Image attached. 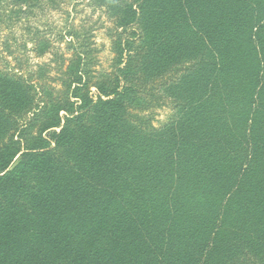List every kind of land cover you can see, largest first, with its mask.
I'll list each match as a JSON object with an SVG mask.
<instances>
[{
	"label": "trees",
	"instance_id": "16d2710c",
	"mask_svg": "<svg viewBox=\"0 0 264 264\" xmlns=\"http://www.w3.org/2000/svg\"><path fill=\"white\" fill-rule=\"evenodd\" d=\"M94 3L113 73L74 29L55 77L0 71V264H264V0Z\"/></svg>",
	"mask_w": 264,
	"mask_h": 264
},
{
	"label": "rangeland",
	"instance_id": "374dc122",
	"mask_svg": "<svg viewBox=\"0 0 264 264\" xmlns=\"http://www.w3.org/2000/svg\"><path fill=\"white\" fill-rule=\"evenodd\" d=\"M71 29L88 32L91 36L93 75L99 78L113 73V25L105 9L98 7L94 0H33L29 7L13 0H0V71L15 67L21 72H35L43 67L48 76L55 77L58 57L71 56L65 37ZM35 35L51 45L44 56L37 57L33 51L31 39ZM177 76L172 72L156 78L152 84L153 97L147 99V108L141 111L152 115L156 128L173 113V105L163 97L160 88Z\"/></svg>",
	"mask_w": 264,
	"mask_h": 264
}]
</instances>
